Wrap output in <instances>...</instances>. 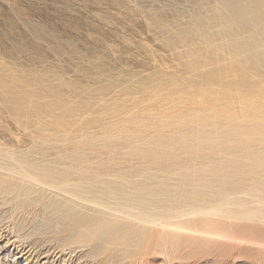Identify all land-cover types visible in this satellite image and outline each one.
<instances>
[{
  "label": "bare ground",
  "instance_id": "1",
  "mask_svg": "<svg viewBox=\"0 0 264 264\" xmlns=\"http://www.w3.org/2000/svg\"><path fill=\"white\" fill-rule=\"evenodd\" d=\"M237 18L253 23L239 13ZM160 27L169 46L183 47L179 54L199 80L191 89L166 95L169 114L165 109L150 118L132 114L146 130L126 134L127 113L117 118L115 131L98 139L106 147L137 142L130 154L138 161L101 158L85 164L84 151L76 147L55 153L43 147H0V222L7 220L21 237L40 234L62 251L81 248V257L102 255L111 263L150 249L174 254L225 247L264 264V75L233 58L232 67L214 65L222 50L211 20L199 19L196 27L184 30ZM31 30L43 32L37 26ZM196 42L211 47L212 61L198 53ZM226 42L229 54L237 55L240 40ZM34 93L38 98L42 90ZM189 96L201 106L181 109L179 102ZM154 152L164 159L150 161ZM19 215L36 223L26 231Z\"/></svg>",
  "mask_w": 264,
  "mask_h": 264
},
{
  "label": "rangeland",
  "instance_id": "2",
  "mask_svg": "<svg viewBox=\"0 0 264 264\" xmlns=\"http://www.w3.org/2000/svg\"><path fill=\"white\" fill-rule=\"evenodd\" d=\"M263 9L259 0H0V147H43L49 153L76 147L84 151L85 164L101 158L137 162L131 155L137 142L106 147L98 139L115 131L117 118L127 113L122 123L126 134L146 130L132 121V114L150 118L158 109L169 114L166 95L180 87L191 89L199 80L179 54L183 47L169 46L160 25L176 31L196 27L199 19L211 20L222 50L214 65L232 67L233 58L264 75ZM238 13L253 23L244 25ZM32 26L43 32H33ZM227 38L240 40L237 55L229 54ZM194 47L212 61L210 46L196 42ZM14 75L26 82L15 81ZM179 106L201 105L189 96ZM56 120L63 125H55ZM148 158L164 156L154 152ZM18 218L26 220V231L36 223L32 216ZM9 224L0 222V264H259L252 254L225 247L184 248L174 254L150 249L111 263L102 255L81 257V248L62 251L40 234L21 237Z\"/></svg>",
  "mask_w": 264,
  "mask_h": 264
}]
</instances>
